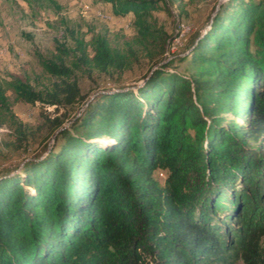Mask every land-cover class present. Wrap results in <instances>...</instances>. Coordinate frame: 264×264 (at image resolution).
<instances>
[{
    "label": "trees",
    "instance_id": "1",
    "mask_svg": "<svg viewBox=\"0 0 264 264\" xmlns=\"http://www.w3.org/2000/svg\"><path fill=\"white\" fill-rule=\"evenodd\" d=\"M92 2L133 15L132 44L56 42L41 61L51 86L0 82V128L15 147H30V131L12 102L77 110L69 128L66 113L46 117L60 142L42 158L0 174V264H264V0L220 4L175 58L182 71L151 20L163 0ZM133 45L150 61L143 83L83 103L74 72L120 80Z\"/></svg>",
    "mask_w": 264,
    "mask_h": 264
},
{
    "label": "rangeland",
    "instance_id": "2",
    "mask_svg": "<svg viewBox=\"0 0 264 264\" xmlns=\"http://www.w3.org/2000/svg\"><path fill=\"white\" fill-rule=\"evenodd\" d=\"M54 1L56 5L49 0H0V82L20 79L38 90L46 89L55 79L43 71L41 61L54 57L56 42L72 47L75 37L88 42L95 34H105L112 45L125 49L126 42L132 44L136 36L133 15L114 17L109 4H95L92 0ZM228 1L163 0L161 9L152 12L151 20L171 36L162 55L164 61L174 59L171 68L183 70L187 62L175 58L186 55L197 34L206 31L220 4ZM132 47L136 57L120 80L115 74L111 76L97 71L84 73L83 68L74 72L83 103L100 92L117 87L135 89L143 83L144 75L150 69V61L140 46ZM71 59V56L66 58V63L69 64ZM8 94L13 101L10 91ZM11 108L16 118L30 131V147H25V150L15 147L11 128L2 126L0 174L5 171L15 173L24 163L39 160L51 146L60 142L54 135L49 136L46 117L52 120L66 113L63 128H69V119L77 113L70 106L56 108L55 105H44L38 101L32 104L12 102ZM163 173L162 169H158L155 175L161 179ZM261 243L264 244V235Z\"/></svg>",
    "mask_w": 264,
    "mask_h": 264
},
{
    "label": "water",
    "instance_id": "3",
    "mask_svg": "<svg viewBox=\"0 0 264 264\" xmlns=\"http://www.w3.org/2000/svg\"><path fill=\"white\" fill-rule=\"evenodd\" d=\"M211 22V21H210ZM210 24V23H209ZM208 27H209V25H208Z\"/></svg>",
    "mask_w": 264,
    "mask_h": 264
},
{
    "label": "bare ground",
    "instance_id": "4",
    "mask_svg": "<svg viewBox=\"0 0 264 264\" xmlns=\"http://www.w3.org/2000/svg\"><path fill=\"white\" fill-rule=\"evenodd\" d=\"M113 16V15H112Z\"/></svg>",
    "mask_w": 264,
    "mask_h": 264
}]
</instances>
